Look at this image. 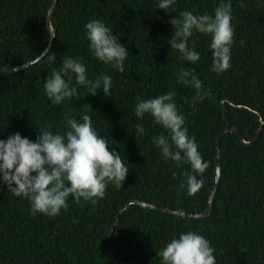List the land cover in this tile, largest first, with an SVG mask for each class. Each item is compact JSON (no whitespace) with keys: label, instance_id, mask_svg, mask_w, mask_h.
<instances>
[{"label":"trees","instance_id":"obj_1","mask_svg":"<svg viewBox=\"0 0 264 264\" xmlns=\"http://www.w3.org/2000/svg\"><path fill=\"white\" fill-rule=\"evenodd\" d=\"M229 2L234 29L231 67L213 71L211 37L195 31L188 46L200 58L195 63L181 60L169 43L174 31L170 18H179L183 10L214 15L216 7ZM52 3L0 0V66L21 65L46 48V16ZM157 3L58 0L51 16L55 36L50 50L20 70H0V140L19 133L36 142L44 128L63 134L67 119L88 114L109 150L120 153L129 168L121 188L109 182L104 198L95 203L76 202L70 195L68 208L53 217L31 213L27 198L15 196L0 183V264H116L109 254V227L119 208L133 198L203 212L214 181L216 139L230 126L239 134L231 131L220 137L221 171L210 215L185 217L130 204L112 232L114 257L126 264H161L158 253L165 243L194 231L210 242L216 264H264V126L250 144L239 137L251 140L264 120V0H176L169 12ZM93 19L112 28L126 48L124 73L98 61L90 50L85 25ZM65 57H79L89 80L111 76L109 96L102 89L90 94L91 89L77 85L73 75L77 93L53 104L43 85ZM181 68L191 69L202 81L207 93L203 100L193 104L196 91L177 83ZM169 91L185 117L189 137L209 165L202 188L192 196L186 186L190 166L165 161L153 142L168 131L150 114L141 119L134 112L138 102ZM138 124L145 134L136 132Z\"/></svg>","mask_w":264,"mask_h":264},{"label":"clouds","instance_id":"obj_2","mask_svg":"<svg viewBox=\"0 0 264 264\" xmlns=\"http://www.w3.org/2000/svg\"><path fill=\"white\" fill-rule=\"evenodd\" d=\"M175 4L176 0H158L157 6L169 12V8ZM231 21L230 2L216 7L214 15H194L192 11L183 10L179 13V18H170L169 22L174 30L170 46L179 52L181 60L195 63L200 54L189 48V38L194 31L209 35L212 70L217 73L225 72L231 67L230 49L234 36ZM85 29L89 48L95 58L124 73L125 60L129 54L118 43L112 28L93 19L85 25ZM51 59L55 60L54 55ZM73 75L77 85L91 89L90 94L95 95L98 89H102L105 96H109L111 76L103 75L95 81L89 80L79 57H65L62 67L51 72L43 85L53 104L58 105L77 93V88L72 86ZM65 76L69 77L68 80H65ZM177 83L196 91L193 104L207 95L202 91V81L197 79L191 69L181 68ZM134 112L141 119L145 114H150L155 123L168 131V135L154 137L153 142L160 148L165 161H174L177 166L181 163L190 166L186 180L187 192L190 196L195 195L203 186V173L209 165L198 151L195 139L189 137L188 129L184 127L185 117L177 110L174 93L169 91L140 101L135 105ZM65 128L67 130L63 134H53L46 127L38 132L36 142L22 138L19 133L9 136L7 140H0V183L7 185L15 196L27 198L33 214L58 216L62 208H68L67 200L70 195L76 202L83 199L95 203L104 198L109 182L121 188L129 171L120 153L110 151L108 141L93 128L90 115L83 114L79 120L67 119ZM136 132L143 135L145 129L138 124ZM198 176L201 178L198 179ZM184 187L185 184L182 183L181 188ZM213 251L210 242L203 235L189 231L166 242L158 255L161 264H216Z\"/></svg>","mask_w":264,"mask_h":264},{"label":"water","instance_id":"obj_3","mask_svg":"<svg viewBox=\"0 0 264 264\" xmlns=\"http://www.w3.org/2000/svg\"><path fill=\"white\" fill-rule=\"evenodd\" d=\"M57 1L58 0H53V3L51 5V7L48 9L47 16H46V26H47V30L49 33V42H48L46 48L41 52V54L38 57H36L33 60H28L21 65H16L13 67L0 66V70L7 71V72H13L16 70H20L22 68H25V67L35 63L36 61L41 59L50 50L52 43H53V40H54V36H55V29H54L52 22H51V16H52V13L54 12V9L57 5ZM263 126H264V120L258 126V128H257V130H256V132H255V134L251 140H245L239 135L241 142L245 145L250 144L252 141H254L257 138V136L259 135ZM231 131H235L237 134H239L238 128L236 126H230V127L224 128L223 131L221 132L220 136H218L216 139V153H215V162H214V181H213L212 188H211L209 196H208V201H207L205 210L203 212L191 213V212H187L184 209H174V208H170L167 206L158 205V204L150 203L147 201H143L139 198H133V199L129 200L128 202L124 203L119 208V210L117 211L116 215L114 216V218L110 224L109 231H108L109 254H110L111 259L116 264H126V263L124 261L117 262L115 260L113 245H112V232H113L114 226H115L116 222L118 221L120 215L122 214L124 209H126L130 204H139V205L149 207L152 209L166 211L169 213L178 214V215H182L185 217H207L210 215V213L212 211L214 195H215V192H216V189L218 186V181H219V176H220V171H221L220 150H219L218 143H219L220 137L222 135H224L228 132H231Z\"/></svg>","mask_w":264,"mask_h":264}]
</instances>
